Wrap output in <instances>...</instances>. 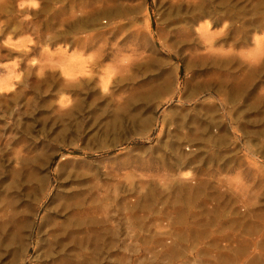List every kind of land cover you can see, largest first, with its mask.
I'll list each match as a JSON object with an SVG mask.
<instances>
[{
	"label": "rangeland",
	"instance_id": "374dc122",
	"mask_svg": "<svg viewBox=\"0 0 264 264\" xmlns=\"http://www.w3.org/2000/svg\"><path fill=\"white\" fill-rule=\"evenodd\" d=\"M263 22L0 0V264H264Z\"/></svg>",
	"mask_w": 264,
	"mask_h": 264
},
{
	"label": "bare ground",
	"instance_id": "6f19581e",
	"mask_svg": "<svg viewBox=\"0 0 264 264\" xmlns=\"http://www.w3.org/2000/svg\"><path fill=\"white\" fill-rule=\"evenodd\" d=\"M263 21V20H262ZM264 23V22H263ZM240 77V76H239ZM235 79V78H234ZM247 79V78H246ZM248 81V80H247ZM250 82V81H249ZM247 82H246V80H245V82H244V84H242V87H241V91H244L245 90V92H247L248 91V86H249V83L248 84H246ZM235 84V83H234ZM214 86V85H213ZM234 89H236V92L238 91L239 93H240V95H242L241 94V92L239 91L240 90V87H239V90H238V86L237 85H234V86H232V88H230V92H232ZM229 92V93H230ZM232 94V93H231ZM231 94H229V95H231ZM92 201V200H91ZM80 203V201H77V203ZM76 203V204H77ZM78 205H80V204H78ZM88 220V219H87ZM78 263V262H77ZM70 264V263H69Z\"/></svg>",
	"mask_w": 264,
	"mask_h": 264
}]
</instances>
